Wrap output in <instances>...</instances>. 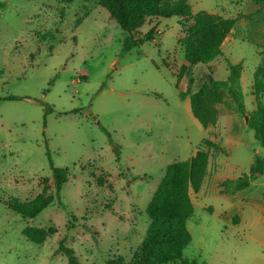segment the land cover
Returning a JSON list of instances; mask_svg holds the SVG:
<instances>
[{
    "label": "rangeland",
    "instance_id": "1",
    "mask_svg": "<svg viewBox=\"0 0 264 264\" xmlns=\"http://www.w3.org/2000/svg\"><path fill=\"white\" fill-rule=\"evenodd\" d=\"M189 2L194 14L237 18L212 68L226 80L227 62L242 67L252 114L256 99L264 103V7L253 0ZM154 24L161 31L155 41L122 53L129 34L98 0H0V264H68L62 248L80 264L114 257L131 263L168 166L198 151L209 154V167L199 193L191 191L192 242L183 259L264 264V175L236 194L224 184L249 174L264 155L249 116L220 104L218 123L204 128L190 100L198 70L189 65L177 80L187 22L155 20L141 34ZM52 167L69 171L60 192ZM43 193L54 201L35 218L10 207ZM39 230L53 232L42 245L25 235Z\"/></svg>",
    "mask_w": 264,
    "mask_h": 264
},
{
    "label": "trees",
    "instance_id": "2",
    "mask_svg": "<svg viewBox=\"0 0 264 264\" xmlns=\"http://www.w3.org/2000/svg\"><path fill=\"white\" fill-rule=\"evenodd\" d=\"M71 4L75 0H57ZM264 7V0H253ZM99 5L106 9L111 18L129 34L123 43L122 53H128L135 47L146 42H153L159 35L157 24L145 33L141 29L155 20L176 17L187 22L178 38V44L184 49L185 65L179 70L178 82L184 78L187 67L193 66L198 73L190 80V100L194 117L204 127L215 126L219 120L217 105L225 104L229 111L242 116H249L247 126L253 130L256 139L264 149V103L256 99V110L248 114L245 95L241 86L242 67L227 62L228 78L217 80L212 63L223 55L222 45L236 25L237 18H225L206 11L193 13L189 0H98ZM260 70H258V74ZM257 81V80H256ZM261 88L264 83L260 82ZM256 91H258L256 89ZM5 100L16 101L9 97ZM208 146L220 147L210 141ZM209 154L198 151L189 160L174 162L167 168L166 175L149 204L147 213L151 219L146 238L142 246L134 254L131 263L124 258L114 257L106 264H199L196 261L183 259V253L192 242L187 222L194 214L191 191L199 193L207 176ZM54 185L57 192L68 182V168L52 167ZM264 175V155L256 156L249 174L224 182L232 194L246 190L252 181ZM100 185L104 183L100 182ZM54 196L41 194L35 200L20 203L10 202L11 209L25 218H35L52 204ZM238 223V222H236ZM48 234L43 230L32 237L25 231L26 237L35 244L42 245ZM69 254L68 264H80L74 252L62 248ZM206 264V263H202Z\"/></svg>",
    "mask_w": 264,
    "mask_h": 264
},
{
    "label": "crops",
    "instance_id": "3",
    "mask_svg": "<svg viewBox=\"0 0 264 264\" xmlns=\"http://www.w3.org/2000/svg\"><path fill=\"white\" fill-rule=\"evenodd\" d=\"M231 32H233V31H231ZM161 33V31L159 30V34ZM231 34V33H230ZM209 171H210V169H209ZM211 173V172H210Z\"/></svg>",
    "mask_w": 264,
    "mask_h": 264
},
{
    "label": "water",
    "instance_id": "4",
    "mask_svg": "<svg viewBox=\"0 0 264 264\" xmlns=\"http://www.w3.org/2000/svg\"><path fill=\"white\" fill-rule=\"evenodd\" d=\"M247 120H248V118H247ZM246 122H248V121H246Z\"/></svg>",
    "mask_w": 264,
    "mask_h": 264
}]
</instances>
